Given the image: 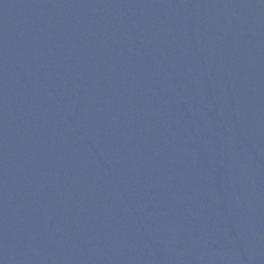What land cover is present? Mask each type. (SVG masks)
Listing matches in <instances>:
<instances>
[{
	"label": "water",
	"instance_id": "water-1",
	"mask_svg": "<svg viewBox=\"0 0 264 264\" xmlns=\"http://www.w3.org/2000/svg\"><path fill=\"white\" fill-rule=\"evenodd\" d=\"M0 264H264V0H0Z\"/></svg>",
	"mask_w": 264,
	"mask_h": 264
}]
</instances>
